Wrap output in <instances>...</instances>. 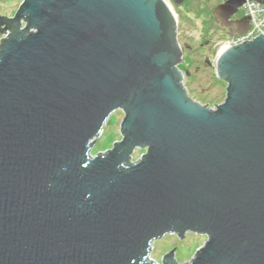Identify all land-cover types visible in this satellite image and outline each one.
<instances>
[{
    "label": "water",
    "instance_id": "1",
    "mask_svg": "<svg viewBox=\"0 0 264 264\" xmlns=\"http://www.w3.org/2000/svg\"><path fill=\"white\" fill-rule=\"evenodd\" d=\"M245 1L213 8L231 35ZM0 34V264H159L153 241L188 232L207 239L161 264H264L263 34L218 53L214 108L165 0H23ZM115 110L121 139L91 154Z\"/></svg>",
    "mask_w": 264,
    "mask_h": 264
},
{
    "label": "rangeland",
    "instance_id": "2",
    "mask_svg": "<svg viewBox=\"0 0 264 264\" xmlns=\"http://www.w3.org/2000/svg\"><path fill=\"white\" fill-rule=\"evenodd\" d=\"M23 0H0V15L13 17ZM177 19V39L182 49V60L178 65L184 73L183 84L194 100L214 108L225 99L227 83L216 75L215 62L218 53L230 35L213 15L216 0H184L177 4L174 0H165ZM217 2V4H216ZM239 10L237 15L241 14ZM0 34V41L2 39ZM123 112L115 110L106 120L101 135L91 149V154L105 152L115 141L121 139L120 123ZM143 148H136L132 161L141 157ZM207 237L188 232L186 237L166 234L153 241L150 252L159 264L164 255L176 250L178 263L188 262L201 247Z\"/></svg>",
    "mask_w": 264,
    "mask_h": 264
},
{
    "label": "built area",
    "instance_id": "3",
    "mask_svg": "<svg viewBox=\"0 0 264 264\" xmlns=\"http://www.w3.org/2000/svg\"><path fill=\"white\" fill-rule=\"evenodd\" d=\"M224 2L226 0H216ZM244 16L251 15L250 24L252 28L248 29L240 35H230L224 47L234 46L245 41H250L257 37L260 33L264 35V4L255 0H246L239 8Z\"/></svg>",
    "mask_w": 264,
    "mask_h": 264
},
{
    "label": "flooded vegetation",
    "instance_id": "4",
    "mask_svg": "<svg viewBox=\"0 0 264 264\" xmlns=\"http://www.w3.org/2000/svg\"><path fill=\"white\" fill-rule=\"evenodd\" d=\"M216 4H217V2H216ZM241 16H243V14L241 13V14H239V15H235V16H233L232 18H239V17H241ZM227 30H228V33H229V35H231V33H232V30L230 29V28H227Z\"/></svg>",
    "mask_w": 264,
    "mask_h": 264
},
{
    "label": "bare ground",
    "instance_id": "5",
    "mask_svg": "<svg viewBox=\"0 0 264 264\" xmlns=\"http://www.w3.org/2000/svg\"><path fill=\"white\" fill-rule=\"evenodd\" d=\"M226 47H224V48H221V50L220 51H222V50H224Z\"/></svg>",
    "mask_w": 264,
    "mask_h": 264
},
{
    "label": "clouds",
    "instance_id": "6",
    "mask_svg": "<svg viewBox=\"0 0 264 264\" xmlns=\"http://www.w3.org/2000/svg\"><path fill=\"white\" fill-rule=\"evenodd\" d=\"M218 3H220V2H218Z\"/></svg>",
    "mask_w": 264,
    "mask_h": 264
}]
</instances>
